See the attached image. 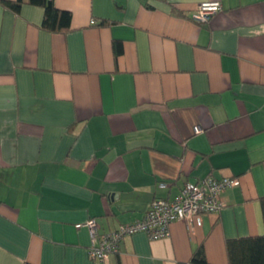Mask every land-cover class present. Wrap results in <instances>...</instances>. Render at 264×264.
<instances>
[{
  "label": "crops",
  "instance_id": "crops-1",
  "mask_svg": "<svg viewBox=\"0 0 264 264\" xmlns=\"http://www.w3.org/2000/svg\"><path fill=\"white\" fill-rule=\"evenodd\" d=\"M202 1L53 0L63 32L0 3V264H92L76 223H131L208 174L239 179L217 212L127 235L106 264H194L200 245L228 264L226 239L264 234V0L198 23Z\"/></svg>",
  "mask_w": 264,
  "mask_h": 264
},
{
  "label": "built area",
  "instance_id": "built-area-1",
  "mask_svg": "<svg viewBox=\"0 0 264 264\" xmlns=\"http://www.w3.org/2000/svg\"><path fill=\"white\" fill-rule=\"evenodd\" d=\"M221 10L217 0L199 3L192 19L198 23L207 22L213 14ZM201 131L199 126L194 132ZM239 184L238 177L223 176L216 178L208 174L194 181H186L173 198L154 197L141 217L131 223L119 224L108 231H101L95 219L75 224L79 228L85 225L90 234L91 244L87 248L92 264H106L108 257L119 250L121 240L138 231L146 232L151 239L167 238L170 224L176 220L186 222L188 228L200 224L203 213H215L221 207L219 196L228 187ZM161 186L165 183L161 182Z\"/></svg>",
  "mask_w": 264,
  "mask_h": 264
},
{
  "label": "trees",
  "instance_id": "trees-1",
  "mask_svg": "<svg viewBox=\"0 0 264 264\" xmlns=\"http://www.w3.org/2000/svg\"><path fill=\"white\" fill-rule=\"evenodd\" d=\"M23 2L38 5L43 8L41 28L47 31L63 32L69 28L71 13L55 7L53 0H0V3L18 12ZM182 14L181 12H175ZM104 23V22H102ZM118 51L117 46H115ZM264 220V197L259 199ZM228 264H264V234L247 235L228 238L225 241ZM190 262L194 264H208L203 245L192 253ZM24 264H31L24 262Z\"/></svg>",
  "mask_w": 264,
  "mask_h": 264
}]
</instances>
